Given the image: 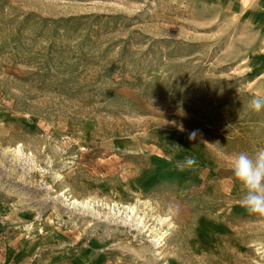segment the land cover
Here are the masks:
<instances>
[{"label":"rangeland","instance_id":"1","mask_svg":"<svg viewBox=\"0 0 264 264\" xmlns=\"http://www.w3.org/2000/svg\"><path fill=\"white\" fill-rule=\"evenodd\" d=\"M255 95L264 0H0V264H264Z\"/></svg>","mask_w":264,"mask_h":264},{"label":"clouds","instance_id":"2","mask_svg":"<svg viewBox=\"0 0 264 264\" xmlns=\"http://www.w3.org/2000/svg\"><path fill=\"white\" fill-rule=\"evenodd\" d=\"M253 113L264 112V95H255L248 103ZM198 164L195 156L177 161L178 171L193 170ZM234 182L241 193L240 206L250 215L264 219V148L254 153L241 151L232 158Z\"/></svg>","mask_w":264,"mask_h":264},{"label":"crops","instance_id":"3","mask_svg":"<svg viewBox=\"0 0 264 264\" xmlns=\"http://www.w3.org/2000/svg\"><path fill=\"white\" fill-rule=\"evenodd\" d=\"M3 209V206L2 205H0V210H2Z\"/></svg>","mask_w":264,"mask_h":264}]
</instances>
